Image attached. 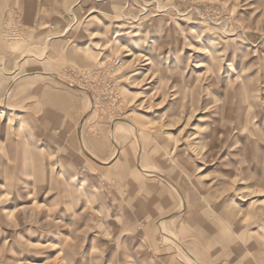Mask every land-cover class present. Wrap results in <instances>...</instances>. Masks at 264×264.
<instances>
[{
	"label": "rangeland",
	"instance_id": "obj_1",
	"mask_svg": "<svg viewBox=\"0 0 264 264\" xmlns=\"http://www.w3.org/2000/svg\"><path fill=\"white\" fill-rule=\"evenodd\" d=\"M0 264H264V0H0Z\"/></svg>",
	"mask_w": 264,
	"mask_h": 264
},
{
	"label": "bare ground",
	"instance_id": "obj_2",
	"mask_svg": "<svg viewBox=\"0 0 264 264\" xmlns=\"http://www.w3.org/2000/svg\"><path fill=\"white\" fill-rule=\"evenodd\" d=\"M117 126H118V125H117ZM175 213H176V211H175ZM179 213H180V212H179ZM171 214H172V215H170L169 217H166V218H165L164 226H165L166 224H168L170 220L174 219L173 217H174L175 214L173 215V212H172ZM172 221H173V220H172ZM187 257H188L189 259L194 260V258H193V256H192L191 254H187Z\"/></svg>",
	"mask_w": 264,
	"mask_h": 264
}]
</instances>
